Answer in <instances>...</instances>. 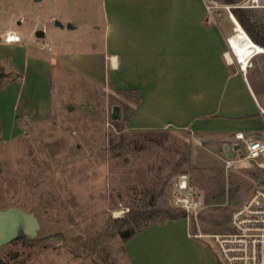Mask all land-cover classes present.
Here are the masks:
<instances>
[{"label": "rangeland", "instance_id": "374dc122", "mask_svg": "<svg viewBox=\"0 0 264 264\" xmlns=\"http://www.w3.org/2000/svg\"><path fill=\"white\" fill-rule=\"evenodd\" d=\"M28 1L0 0V8L10 13L45 11L43 20L50 7L69 13L66 0H40L32 6ZM216 1L210 12L234 26L225 6L237 0ZM253 11L264 36V8ZM29 17L24 16L23 27ZM98 20L102 24L103 18ZM37 39L42 40L36 35L30 38L33 44ZM26 60L30 66L22 77L10 62L0 59V86L22 79L23 100L37 102L48 88L46 68H34L31 57ZM55 74L46 118L19 116L15 132L9 112L17 92L0 105V111L5 110L0 115V208L33 211L41 223L35 239L20 237L0 246V264H133L121 232L128 226L137 231L169 220L156 214L157 208L185 211L173 199L178 174L189 175L204 198L205 207L198 215L185 211L193 232L225 231L232 208L264 186V167L245 158L242 141L232 152L235 163L227 168L222 148L215 152L185 130H128L125 114L131 112L132 94L112 91L74 71ZM115 104L120 105L119 119L111 117ZM221 190L224 198L207 200L211 192ZM204 241L215 250L209 238Z\"/></svg>", "mask_w": 264, "mask_h": 264}, {"label": "crops", "instance_id": "0c3cea01", "mask_svg": "<svg viewBox=\"0 0 264 264\" xmlns=\"http://www.w3.org/2000/svg\"><path fill=\"white\" fill-rule=\"evenodd\" d=\"M66 3L69 13L50 7L45 20V11L10 13L0 8L4 29L0 35L15 28L24 38L0 43V59L23 77L30 66L26 57H31L33 67L46 68L48 77L46 93L37 102L23 100L22 79L20 83L19 78L10 79L0 87V105L17 92L7 113L15 132L19 116H49L55 73L69 70L112 91L139 92L137 103L131 99L128 130H185L215 152L222 148L228 157L240 148L238 131L264 140V52H253L244 66L229 43L235 24L210 12L206 0ZM25 15L30 17L23 27ZM56 20L63 25H56ZM40 29L42 40L33 44L30 38ZM125 104L130 105L126 97ZM189 230L184 218L151 224L126 241L127 253L136 264H222L216 249L211 250L204 239L191 237Z\"/></svg>", "mask_w": 264, "mask_h": 264}, {"label": "built area", "instance_id": "2783aa9c", "mask_svg": "<svg viewBox=\"0 0 264 264\" xmlns=\"http://www.w3.org/2000/svg\"><path fill=\"white\" fill-rule=\"evenodd\" d=\"M206 2L209 11L214 4H218L216 0ZM235 7L264 8V0H237L225 6L230 14ZM23 41L24 38L15 28H9L0 35V43ZM235 138L244 142L245 158L264 167V140L249 136L243 131L236 132ZM233 163L235 160L228 157L225 165L229 168ZM173 187L174 203L187 213L195 216L205 207L203 195L194 187L189 175L183 173L175 176ZM189 235L209 238L214 243L222 264H264V186L256 187L232 208L225 231L208 234L189 230Z\"/></svg>", "mask_w": 264, "mask_h": 264}, {"label": "water", "instance_id": "95a60500", "mask_svg": "<svg viewBox=\"0 0 264 264\" xmlns=\"http://www.w3.org/2000/svg\"><path fill=\"white\" fill-rule=\"evenodd\" d=\"M55 24L63 25L59 20H56ZM67 26L72 27L71 23H68ZM43 35L44 31L42 29L36 31L37 37ZM71 108L72 106H69V109ZM111 117L113 119H119L121 117L120 105L115 104L113 106ZM228 154L231 155L229 152ZM40 228L41 223L35 212L27 211L16 206L0 208V246L20 237L26 241L33 240L37 237Z\"/></svg>", "mask_w": 264, "mask_h": 264}, {"label": "trees", "instance_id": "16d2710c", "mask_svg": "<svg viewBox=\"0 0 264 264\" xmlns=\"http://www.w3.org/2000/svg\"><path fill=\"white\" fill-rule=\"evenodd\" d=\"M229 1H234V0H229ZM254 9L255 8L235 7L232 9V11L234 12V14H235L234 16L236 17L238 22L241 24V26L244 28V30L247 32V34L250 36V38L255 43L264 47V36L260 33V26L256 23L257 18H256V14L253 11ZM2 86H0V87H2ZM120 92H123L125 94L131 93L134 97L133 102H135V103H137L139 100V92L137 90H126V91L120 90ZM131 113H132V110L130 113L127 114V118H125L126 123L128 121V118L131 117ZM224 194L225 193L223 190H221L220 192H216V193L211 192V194H209L207 196V200H209L211 198L220 199L221 196H223V198H224ZM156 214L162 215V217L164 219H177V218L187 217V213L185 211L173 212L171 210L163 209V208H157ZM133 222H135V216H133ZM128 227H129L128 229H125L124 231L121 232V235L125 240H128L134 234H136L138 231L144 229L147 226H144L143 228H141L137 231L132 226H128ZM132 263L136 264L133 260H132Z\"/></svg>", "mask_w": 264, "mask_h": 264}, {"label": "bare ground", "instance_id": "6f19581e", "mask_svg": "<svg viewBox=\"0 0 264 264\" xmlns=\"http://www.w3.org/2000/svg\"><path fill=\"white\" fill-rule=\"evenodd\" d=\"M231 18L235 24L234 32L229 36V43L232 48V53L242 61L244 66H246L248 64L250 55L255 51L264 52V47L255 43L250 38L234 14H231ZM227 56L231 60V55L229 53Z\"/></svg>", "mask_w": 264, "mask_h": 264}]
</instances>
